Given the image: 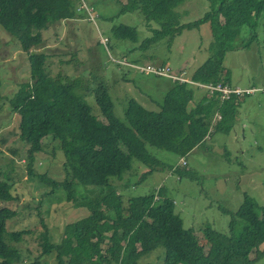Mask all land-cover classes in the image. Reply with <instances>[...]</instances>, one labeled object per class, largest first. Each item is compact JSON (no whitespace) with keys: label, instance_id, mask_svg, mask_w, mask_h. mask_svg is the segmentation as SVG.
Here are the masks:
<instances>
[{"label":"trees","instance_id":"1","mask_svg":"<svg viewBox=\"0 0 264 264\" xmlns=\"http://www.w3.org/2000/svg\"><path fill=\"white\" fill-rule=\"evenodd\" d=\"M183 1L121 3L120 13L139 11L147 22L158 23L142 42L138 28L127 23L113 24L106 31L109 39L131 41L135 44L131 51L143 53L160 41H165L170 49L175 36L185 28L206 21L211 26L207 59L187 78L181 73L184 70L176 72L171 67L176 78L148 74L155 77L153 83L160 78L167 81L162 100L151 97L149 103H143L129 94L130 87L123 84L117 88L112 84L116 89L113 93L117 95L119 91L124 99L119 107L123 108L128 122L125 123L116 113L118 104L109 89V74L96 75L90 70L83 79H62L61 75L60 79L53 78L46 67L48 55L33 51L42 45L43 29L83 12L87 14L80 7V0H0V26L27 53L30 66V81L19 84L9 101L17 115V138L26 147L27 173L48 181L52 190L62 187L66 199L75 206L89 208L86 216L67 224L59 241L52 242L47 230L41 232L38 259L53 256L55 264H139L143 256L157 248L164 250L163 264H253L264 256V246L260 248L264 244V204L247 194L239 207L229 212L226 232L209 224L202 229L208 249L192 229L184 227L174 199L160 192L121 196L120 190L131 181L134 160L148 167L163 165L147 147L172 153L185 166V158L209 140L212 129V134H228L239 121V106L260 93L231 91L225 95L218 89L210 93L207 85L239 88L232 83L224 59L228 51L248 48L256 40L257 19L264 10V0H217L197 20L181 23L175 8ZM86 4L95 13V3L86 0ZM87 17L90 19L88 14ZM245 26L251 28V35L239 46L242 35H238ZM140 60L141 54L135 55L131 64L115 60L116 70L121 66L130 72H141L134 66ZM166 65L164 61L160 64ZM85 95H93L103 119L93 113ZM48 142L55 143L63 155L66 177L62 181L36 173L35 163ZM7 177L0 173V200L4 202L14 199ZM77 183L110 191L96 199L79 200L74 194ZM16 212L11 206H0V264H22L23 251L18 243L31 231L8 228V221ZM253 250L255 257L251 258Z\"/></svg>","mask_w":264,"mask_h":264},{"label":"rangeland","instance_id":"2","mask_svg":"<svg viewBox=\"0 0 264 264\" xmlns=\"http://www.w3.org/2000/svg\"><path fill=\"white\" fill-rule=\"evenodd\" d=\"M88 2L95 3V13L89 15L87 12L93 21L83 12L73 22L60 21L50 25L42 30V45L33 51L48 55L46 67L53 78H84L90 70L96 75L109 74V89L118 104L116 113L125 123L128 122L123 108L119 107L124 99L119 91L117 95L113 93L116 89L112 84L118 88L125 84L124 77L129 76L132 79L128 86L129 94L143 103H149L151 97L157 101L162 100L168 83L162 78L153 83V75H143L138 71L118 74L115 60L131 64V57L133 59L135 55L141 54V60L136 63L160 65L164 61L166 67L176 72L185 70L187 78L192 70L207 59L212 39L209 21L191 29H183L175 36L170 49L165 41H160L141 53L131 51L135 47L131 41L109 39L106 31L113 24L127 23L138 28L139 42H142L151 35L150 28L158 26L155 20L147 22L139 11L120 13L126 0ZM216 2L185 0L175 10L178 11L181 23L193 22ZM257 20L256 40L248 48L228 51L224 59L225 67L230 69L232 83L250 93L260 92L239 106V121L235 122L234 129L232 127L228 134H212V129L209 140L185 158V166L174 154L147 147L150 155L163 165L148 167L134 160V172L131 171L129 175L131 181L120 190L122 195L119 194L127 197L148 193L158 195L160 192L174 199L175 210L183 218L184 227L192 229L207 249L209 243L202 229L209 224L217 231L226 232L229 212L239 207L245 194L264 204V10ZM240 35L242 39L237 43L239 46L243 39L249 38L251 28L243 27ZM149 55L152 58H148ZM29 79L27 53L22 51L14 36L0 26V173L8 175L7 180L14 195L13 200H0V206H11L17 211L8 221L10 230L31 231L18 243L23 251L22 264H32L36 260L40 264H55L53 256L38 259L41 252L39 234L47 230L52 242L59 241L67 224L86 216L89 208L85 205L75 206L66 199L62 187L52 190L48 181L27 173L26 147L17 138V115L12 111L9 101L16 94L19 84ZM85 99L93 113L103 119L93 95H85ZM147 103L144 105L150 107ZM63 163L59 147L48 142L44 154L38 156L35 163L36 173L62 181L66 177ZM109 191L107 188L82 183L74 185V194L79 200L96 199ZM163 257V248H157L143 256L139 264H163ZM250 257H255V250L251 251ZM253 264H264V256Z\"/></svg>","mask_w":264,"mask_h":264},{"label":"built area","instance_id":"3","mask_svg":"<svg viewBox=\"0 0 264 264\" xmlns=\"http://www.w3.org/2000/svg\"><path fill=\"white\" fill-rule=\"evenodd\" d=\"M80 1H81L80 7H83L89 13V15H92L94 13L93 10H92V7H90V6H88L86 4V0H80ZM82 4L84 6H81ZM90 19H92V18H90ZM134 66L136 67V69L140 70L141 72H143L145 74L152 73V74H159V75H171L173 78L177 77V76H175V75H173L171 73L170 68H168V67H161L160 65H155V64H151V63H147V64L136 63ZM177 75H179V74H177ZM183 79H185V78H183ZM207 87L210 88L211 92L213 91V89H218V90H221L225 95H228V93H230L231 91H235V93H237V94H240L243 91H246L244 89H240V87L239 88H235L233 90H230V89H228L226 87L223 88V87H221L219 85L212 86L211 84L207 85ZM224 97H227V96H224Z\"/></svg>","mask_w":264,"mask_h":264},{"label":"crops","instance_id":"4","mask_svg":"<svg viewBox=\"0 0 264 264\" xmlns=\"http://www.w3.org/2000/svg\"><path fill=\"white\" fill-rule=\"evenodd\" d=\"M81 13V12H80ZM80 15V14H79ZM77 18H79V17H76V18H72V19H67V20H64V21H66V22H73V20H75V19H77ZM118 56V55H117ZM119 57V56H118ZM131 61L133 60L132 59V57H131V59H130ZM180 70H182V69H180ZM130 70L129 69H127V68H125V67H121V66H117V73L119 74L120 72L121 73H123V75H126V73L127 72H129ZM185 71V70H184ZM184 71H182L181 73L182 74H184L185 72ZM130 77L129 76H125L124 77V80L123 81H125V84H126V86H129V83H130ZM244 103H246V102H244ZM196 150V149H195Z\"/></svg>","mask_w":264,"mask_h":264}]
</instances>
